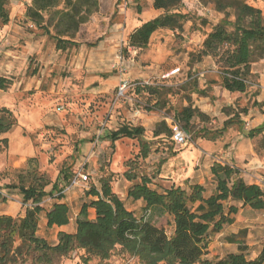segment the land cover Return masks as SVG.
<instances>
[{
  "label": "rangeland",
  "instance_id": "obj_1",
  "mask_svg": "<svg viewBox=\"0 0 264 264\" xmlns=\"http://www.w3.org/2000/svg\"><path fill=\"white\" fill-rule=\"evenodd\" d=\"M98 1V12L75 37L78 45L64 51L26 18L31 0H7L3 6L7 22L0 17V77L9 84L0 90V110L10 112L13 126L0 135L8 141L6 147L0 143V216L21 218L25 212L16 190L6 186L39 185L49 191L57 183L64 188L63 196L73 189L77 193L71 199L72 221L67 227L71 231L84 194L91 186L99 187L103 178L110 180L112 192L124 206L134 208L141 218L142 203L127 198L130 188L142 178L149 179V188L159 193L172 185L185 187L184 178L192 170L207 178L211 162L219 156L203 154L201 128L213 129L221 124V113H233L225 107L227 102L238 111L252 106L254 76L248 93L222 96L217 59L195 62L193 54L205 35L224 17L215 10V0H183L180 11L188 14L183 30L157 31L141 50L127 47V38L141 22L162 13L152 8L153 0ZM244 1L259 8L264 18V0ZM229 20H234L232 15ZM187 106L208 110L216 122L196 116L184 127L174 115ZM163 121L169 128L177 124L189 140L176 145L171 128L170 136L154 137L156 125ZM123 125L145 127L146 158L138 141L108 139ZM212 147L219 151L220 142ZM63 173L72 175L70 184L61 181ZM78 174L87 175V181H80ZM75 179L79 184L71 186ZM53 199L44 198L40 204L43 213L37 231L49 244L57 243V229L48 228L44 218ZM89 217L93 219L92 213ZM149 220L171 235L170 217L154 215ZM224 242L225 238L212 236L205 258L214 260L227 253ZM83 256V251L73 252L60 264H139L119 247L108 261L92 258L85 263Z\"/></svg>",
  "mask_w": 264,
  "mask_h": 264
},
{
  "label": "trees",
  "instance_id": "obj_2",
  "mask_svg": "<svg viewBox=\"0 0 264 264\" xmlns=\"http://www.w3.org/2000/svg\"><path fill=\"white\" fill-rule=\"evenodd\" d=\"M7 0H0V17L7 22L3 6ZM152 8L162 13L153 19L141 22L127 38V47L141 50L147 47L152 35L160 30L182 31L188 14L182 13L183 0H153ZM98 0H31L25 16L55 43L59 51L75 47V37L82 25L98 12ZM136 13L141 8L136 6ZM215 10L224 17L212 26L205 35L201 48L193 54L199 63L205 57H213L219 64V86L230 93H246L251 86V66L264 61V18L259 8L244 0H215ZM234 20L230 21L229 17ZM9 82L0 77V90H5ZM200 93V92H199ZM253 106H261L253 103ZM0 135L13 126L10 112L0 110ZM178 122L188 127L190 121L205 116L197 109L187 106L175 113ZM239 123L238 114L224 122L221 130H201L203 136H220L222 132ZM263 128L250 131L254 138ZM144 129L140 126L123 125L109 133L111 143L126 138L140 143L143 158L148 154V142L144 139ZM170 136V128L163 121L156 125L154 137ZM4 147L7 140L0 141ZM256 151H264V138L256 145ZM237 171L228 165L215 163L211 168L215 191L203 196L204 188L190 186L188 190L170 187L159 193L149 188L150 180L142 178L133 185L127 198L141 200L144 215L135 217L128 212L124 203L112 192L110 180L99 181V188L91 186L86 192L93 199L81 206L75 220V233L59 232L57 243L49 244L37 236L40 206L46 197L61 200L64 188L57 183L45 191L42 186H6L16 190L20 203L25 207L24 216L14 218L0 216V264H60L73 252L83 251V261L92 258L108 261L117 247L139 264H264V242L258 256L248 259L246 255L245 230L225 238L236 244L237 253L221 258H205L210 238L220 233L224 226L233 223L232 216L238 207L249 206L254 210H264V192L255 185H247L236 176ZM72 175L63 173L61 181L71 183ZM55 194H58L55 196ZM1 195V192H0ZM31 204V206H28ZM88 209H94V220L89 219ZM48 228L61 227L69 223V209L64 203H54L45 212ZM168 216L172 220L170 236L150 222V217Z\"/></svg>",
  "mask_w": 264,
  "mask_h": 264
},
{
  "label": "crops",
  "instance_id": "obj_3",
  "mask_svg": "<svg viewBox=\"0 0 264 264\" xmlns=\"http://www.w3.org/2000/svg\"><path fill=\"white\" fill-rule=\"evenodd\" d=\"M251 74L252 76L255 77L257 81L256 92H254L255 96L253 97L252 106L254 102H256V104L261 106H254V107L251 106L249 108H245V109L243 108L241 109V111H238L233 104L231 103L229 104V102L227 103L225 102L226 103L225 107H228V109L231 108L235 111H233V113L228 115L221 113L220 115L223 116V118H221L220 120L221 124L214 127L213 129H205L204 127H202L201 130H206V131L221 130L224 122L232 118L234 114H238L239 123H234L230 127L226 128L222 132V134L217 137L201 135V139H199V142L202 145L205 144L203 154L207 157H212L213 155L219 156L217 159H213V161L211 162L212 164L209 166L207 178H202L201 175H197L196 172L192 170L189 173H187L184 178V180L187 183V186L183 187L181 185L180 186L172 185L171 187L188 190L190 186L199 185L204 188L203 196L208 197L215 191V182L212 179L211 168L213 164L219 163L233 167L237 171L236 173L237 177L241 178L247 185L258 186L264 192V151L260 150L259 152H257L255 149L257 143L262 138H264V61L253 64L251 66ZM1 78L4 77L1 76ZM4 79L7 80L6 78ZM246 93H230L222 89L221 95L233 98V97H240ZM199 109L200 112L205 116L206 121L210 119L211 124L216 122L215 120H213L215 115H211L208 112V110L204 108L199 107ZM127 126H131V125H127ZM138 126L142 127L145 133V127L143 125L142 126L138 125ZM131 127H135V126H131ZM259 128H263L262 133L260 135L254 138H250L248 136V133L250 131H254ZM107 136H109V134ZM153 136H154V132H153ZM4 139L7 140L6 138H1L0 141ZM217 141H219L221 145V147H219L220 149L219 151H216L212 147V143L213 142L215 143ZM74 196H77V193L73 189L68 194L63 196L61 200L56 198L52 200V204L64 203L69 209V223L61 227H56V226L52 227L57 229V234L59 232H64L68 234L75 233V228H76L75 220L79 216V213L73 216L74 222L72 225V230L67 231V227L72 221V219L70 218V206H71V199ZM92 199L93 198L91 196H87L86 194H84V200L82 201V205ZM138 201L142 203V207L144 209L145 204L141 200ZM233 205H236L238 207L237 213L232 216L233 223L224 226L223 229L220 231V233H218L215 236H217V239L226 238L230 235L237 234L241 230H246V238H245V245L247 247L246 255L248 259H254L260 253L262 249V244L264 242V210H254L249 206L243 207L241 206V204L238 203ZM126 210L132 213L136 217V212L134 211L135 210L134 208H126ZM89 213H92V218H93L91 219V217H89V219L94 220L95 218L94 209H88V214ZM1 216H6V215H1ZM223 250L228 251L224 255L230 253H237L238 247L236 244L224 242ZM224 255L220 256V258L223 257Z\"/></svg>",
  "mask_w": 264,
  "mask_h": 264
},
{
  "label": "built area",
  "instance_id": "obj_4",
  "mask_svg": "<svg viewBox=\"0 0 264 264\" xmlns=\"http://www.w3.org/2000/svg\"><path fill=\"white\" fill-rule=\"evenodd\" d=\"M124 88H125V85H122L120 87V91H123ZM170 128L172 130V140L174 141L176 145H183L189 140L187 133L184 130H182L177 124L173 123L170 126ZM78 177L80 178V181L82 179L83 183L87 181L88 179L87 175L78 174ZM78 184H79V181L75 179L72 181L71 186H75Z\"/></svg>",
  "mask_w": 264,
  "mask_h": 264
}]
</instances>
